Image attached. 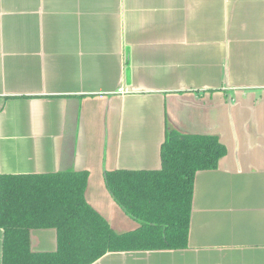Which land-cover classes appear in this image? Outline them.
Wrapping results in <instances>:
<instances>
[{
	"label": "crops",
	"instance_id": "1",
	"mask_svg": "<svg viewBox=\"0 0 264 264\" xmlns=\"http://www.w3.org/2000/svg\"><path fill=\"white\" fill-rule=\"evenodd\" d=\"M172 131L226 148L194 176L187 247L92 264H264V0H0V174L85 170L123 233L104 173L160 169Z\"/></svg>",
	"mask_w": 264,
	"mask_h": 264
},
{
	"label": "trees",
	"instance_id": "2",
	"mask_svg": "<svg viewBox=\"0 0 264 264\" xmlns=\"http://www.w3.org/2000/svg\"><path fill=\"white\" fill-rule=\"evenodd\" d=\"M216 136L168 132L158 170L104 173L106 188L137 227L118 233L86 201L87 171L0 174L1 264H92L107 253L187 247L194 176L215 170ZM52 228L56 249L35 253L30 232Z\"/></svg>",
	"mask_w": 264,
	"mask_h": 264
}]
</instances>
